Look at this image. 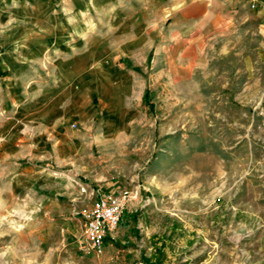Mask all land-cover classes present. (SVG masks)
<instances>
[{"label": "rangeland", "instance_id": "1", "mask_svg": "<svg viewBox=\"0 0 264 264\" xmlns=\"http://www.w3.org/2000/svg\"><path fill=\"white\" fill-rule=\"evenodd\" d=\"M262 1L0 0V264H264Z\"/></svg>", "mask_w": 264, "mask_h": 264}, {"label": "built area", "instance_id": "2", "mask_svg": "<svg viewBox=\"0 0 264 264\" xmlns=\"http://www.w3.org/2000/svg\"><path fill=\"white\" fill-rule=\"evenodd\" d=\"M128 191L102 195L89 209L82 211L83 248L93 254H101L105 239L119 226Z\"/></svg>", "mask_w": 264, "mask_h": 264}, {"label": "crops", "instance_id": "3", "mask_svg": "<svg viewBox=\"0 0 264 264\" xmlns=\"http://www.w3.org/2000/svg\"><path fill=\"white\" fill-rule=\"evenodd\" d=\"M228 0H223V2L224 3H226ZM235 3H238V2H242L243 0H233ZM253 1V0H252ZM240 2V3H241ZM262 0H255V2H254V4L253 5H262ZM191 5H195V4H191ZM262 8H264L263 6H262ZM263 12H264V10H263ZM204 13V12H203ZM173 15L172 16H176V22H181V21H183V23L184 24H189V21L191 22V18L192 17H195V15H194V13L192 12V11H189V9H186V10H178V11H176V12H174V13H172ZM181 17H183L182 18V20L180 21V18ZM185 21V22H184ZM190 25V24H189Z\"/></svg>", "mask_w": 264, "mask_h": 264}]
</instances>
